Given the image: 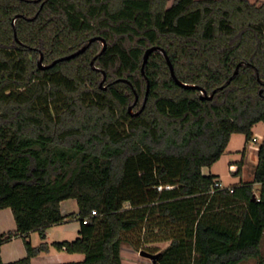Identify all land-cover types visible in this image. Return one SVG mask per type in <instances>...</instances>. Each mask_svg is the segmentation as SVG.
<instances>
[{
  "label": "trees",
  "instance_id": "trees-1",
  "mask_svg": "<svg viewBox=\"0 0 264 264\" xmlns=\"http://www.w3.org/2000/svg\"><path fill=\"white\" fill-rule=\"evenodd\" d=\"M260 122L264 0H0V210L17 223L0 264H32L47 227L72 218L79 236L53 245L84 257L55 264H124L125 243L159 241L152 264H264V139L255 200L254 182L219 189L203 173ZM20 234L28 256L4 263Z\"/></svg>",
  "mask_w": 264,
  "mask_h": 264
},
{
  "label": "crops",
  "instance_id": "crops-1",
  "mask_svg": "<svg viewBox=\"0 0 264 264\" xmlns=\"http://www.w3.org/2000/svg\"><path fill=\"white\" fill-rule=\"evenodd\" d=\"M254 128H253V131H254ZM236 135L237 134L232 135L229 145L232 143V141H234V139L240 140V138H235ZM260 138L264 139V129L263 131L260 132V135L257 141H254V139L252 141L258 142ZM240 142H242V144L244 145V150L247 152L249 149L248 143L250 141L243 142V139H241ZM258 149L259 147L256 149L257 164H258ZM244 166H245L244 157L243 159L239 160V164L231 165V167H233V173L236 175L241 174V176L244 173ZM240 167H241V172L237 173ZM203 173L204 174H216L218 175V180L222 182V180L220 179V175L216 171L213 170V166L204 167ZM254 178H255V171H254V175L252 179H243L241 177V181L239 183L254 182ZM236 184L238 183L229 184L228 186H233ZM260 188H261V184L258 182H254V190L257 196H259ZM61 210L64 215L77 214L79 211V205H78L77 200L74 198L63 200L61 202ZM16 229H17V223L15 220L13 210L10 207L1 209L0 210V234L7 233L9 231H15ZM80 229H81V222L79 218H72V219L66 220L65 222L58 223V224H52L49 227H47L45 241L48 244V249L40 251L38 254L34 255L31 258V263L32 264H55V263H61V262L82 260L84 257L83 254L68 253L65 249L59 250L53 245L54 242L72 241L76 239L79 236ZM27 240L31 243L33 247L39 246L43 242V239L41 237V233L39 230L31 231L27 236ZM27 256H28V249L25 243V239L21 234L14 236L12 239L5 241L1 245V258L4 263L14 262L22 258H25ZM244 262H241L240 264Z\"/></svg>",
  "mask_w": 264,
  "mask_h": 264
},
{
  "label": "rangeland",
  "instance_id": "rangeland-1",
  "mask_svg": "<svg viewBox=\"0 0 264 264\" xmlns=\"http://www.w3.org/2000/svg\"><path fill=\"white\" fill-rule=\"evenodd\" d=\"M264 129V123H258L254 128V137L259 138L260 132ZM235 138L243 139V142H246L245 136L243 134H237ZM240 140L232 141V143L227 147V150L222 155V157L213 165V170L220 175L222 183L226 186L233 183H239L241 177L243 179H252L254 171L257 165L256 149L262 143L263 139L260 138L258 142H253L252 140L248 143L249 149L246 152L244 150V145ZM244 157V173L236 175L233 173L232 164H239V160ZM238 160V161H237ZM171 241H159L152 243L141 242L139 245L140 249H136L129 243L123 245V261L124 264H152V259L141 255L140 251L144 250L150 253L161 252L166 249ZM149 248H152L151 250ZM262 250L264 256V238L262 241ZM157 251V252H156ZM258 261L255 259L245 261L242 264H257Z\"/></svg>",
  "mask_w": 264,
  "mask_h": 264
},
{
  "label": "water",
  "instance_id": "water-1",
  "mask_svg": "<svg viewBox=\"0 0 264 264\" xmlns=\"http://www.w3.org/2000/svg\"><path fill=\"white\" fill-rule=\"evenodd\" d=\"M98 39H100V40L103 41L104 49H105V47H106V42H105L104 39H102V38H100V37H93V38H91L89 44L92 43L93 41L98 40ZM86 48H87V46H84V47H82L80 50H78V51H76V52H74V53H72V54H69V55H67V56L61 57V58L55 60L52 64H49V65H45V64H43V56L41 55L40 60H39V66H40L41 69H47V68H50V67L54 66L56 63H58V62H60V61H64V60H67V59H71V58L76 57L77 55L83 53V52L86 50ZM157 49H159L158 46H152V47H150V48H148V49L146 50L145 55H144L143 67H142V72H143V73H144V71H145V65H146V63H147V60H148L150 54H151L152 52L156 51ZM162 51H163L164 54L166 55V58H167V60H168L169 66H170L171 74H172L173 78L176 80V82H177L178 84L184 86V87H197V86H195V85H189V84L183 83L182 81H180V80L177 78V76H176V74H175V71H174V67H173V65H172V63H171L169 57L167 56V54H166V52H165L164 50H162ZM104 75H105V73H104ZM148 89H149V83H148ZM200 89H201V88H200ZM201 90H202L203 93H206L203 89H201ZM204 96L207 97V98H212V95H206V94H205ZM131 109H132V108H131ZM256 198H257V195L254 194L253 199L255 200ZM140 254H141V255H144V256H146V257H148V258H150V259H152V261L154 262L155 259L159 256L160 253H150V252H147V251L142 250V251H140Z\"/></svg>",
  "mask_w": 264,
  "mask_h": 264
},
{
  "label": "built area",
  "instance_id": "built-area-1",
  "mask_svg": "<svg viewBox=\"0 0 264 264\" xmlns=\"http://www.w3.org/2000/svg\"><path fill=\"white\" fill-rule=\"evenodd\" d=\"M254 141H257V138H254ZM215 188H219V189H224L226 188V186L221 182V181H216L215 185H214ZM163 188H166V189H170L171 186L167 185V186H159L158 189L159 190H162ZM230 190L232 191L233 188L229 187ZM211 192H214V189L211 191ZM258 197V196H257ZM93 214H96V211H93Z\"/></svg>",
  "mask_w": 264,
  "mask_h": 264
}]
</instances>
